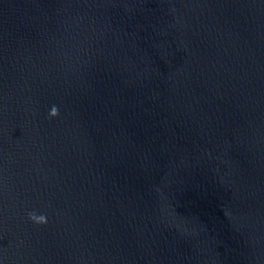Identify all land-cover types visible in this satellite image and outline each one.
<instances>
[{
	"label": "water",
	"instance_id": "1",
	"mask_svg": "<svg viewBox=\"0 0 264 264\" xmlns=\"http://www.w3.org/2000/svg\"><path fill=\"white\" fill-rule=\"evenodd\" d=\"M0 264H264V0H0Z\"/></svg>",
	"mask_w": 264,
	"mask_h": 264
},
{
	"label": "clouds",
	"instance_id": "2",
	"mask_svg": "<svg viewBox=\"0 0 264 264\" xmlns=\"http://www.w3.org/2000/svg\"><path fill=\"white\" fill-rule=\"evenodd\" d=\"M58 115H59L58 109L55 106H53L50 113H49L50 118H55ZM30 219H32L34 222H36L38 224H44L47 222L46 218L44 216L37 217L34 214H30Z\"/></svg>",
	"mask_w": 264,
	"mask_h": 264
}]
</instances>
